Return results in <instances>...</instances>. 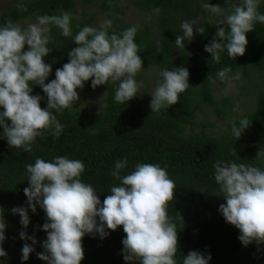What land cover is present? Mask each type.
I'll list each match as a JSON object with an SVG mask.
<instances>
[{"label": "trees", "instance_id": "obj_1", "mask_svg": "<svg viewBox=\"0 0 264 264\" xmlns=\"http://www.w3.org/2000/svg\"><path fill=\"white\" fill-rule=\"evenodd\" d=\"M84 1L97 6L106 20L111 21L109 35L135 26L109 14L117 0ZM127 1L136 11L153 17L149 24L136 26L134 42L139 46L138 55L143 61L136 81L140 83L151 71L157 74L159 81L161 71L186 67L190 87L180 94L176 104L156 113L150 108V95L138 93L126 104L116 102L115 90L119 81H109L95 88L102 98L93 108L71 107L60 113L51 110L63 131L56 137L51 129L45 130L36 138L32 151L27 153L10 148L0 126V211L4 221L15 230L5 228L2 247L7 256L0 257V264H47L37 255L44 251L42 245L47 239L43 230L46 213L39 206L33 213L28 208L23 190L29 187L26 165L34 164L36 158L51 162L57 156L83 162L85 170L80 178L94 187L101 203L111 194L112 186L121 184L111 175L118 160L128 162L121 176L134 171L137 163L158 164L166 169L176 185L174 199L169 202L167 210L178 233L176 264H183L184 257L191 251L205 257L210 255L208 264H264V244L254 241L243 245L239 240V229L227 223L220 213L219 206L226 201L217 196L219 185L215 181L214 167L217 161H221L251 164L264 170V159H256L258 151L264 148V24L257 21L254 30L246 33L248 43L243 56L232 60L225 50L220 53L219 62H215L205 49H197L190 43L210 44L216 36L217 22L230 14L232 6L241 0ZM204 3L219 5L224 15L214 14L216 23H212L209 19L213 13L203 7ZM76 6V0H14L9 9L0 13V27L8 20L19 24L42 15L71 14V36L63 37L58 27L49 25L47 47L50 52L44 62L51 65L52 71L46 83L55 79L56 70L69 62L68 53L76 47L73 37L78 31L84 26H101L94 20V14L85 10H82L81 17H76ZM156 8L160 9L159 13L154 11ZM257 10L264 14V0H260ZM197 14L200 15L197 28H205V32L196 31L195 41L185 40V48H178L175 39L183 36L180 25L194 21ZM223 26L227 29V25ZM24 50H29V46L25 45ZM226 67L231 68L229 77L240 74L244 89L253 96L247 112L233 111L235 106L228 97L216 95L217 87L224 83L217 73ZM92 79L84 83L83 91L92 89ZM32 88L31 94L40 95V106L46 108L47 96L42 88L39 85H32ZM80 90L77 89L78 94ZM245 117L251 121L250 127L237 139L231 131L232 122L239 126L240 119ZM16 207L28 208L30 223L27 228L22 226L21 217L12 212ZM178 213L182 220L177 219ZM106 231L109 234L103 239L99 234H85L81 264H139L123 258L122 240L126 238L123 227ZM21 232L34 237L36 243L22 240ZM25 243L34 248L26 261L22 259Z\"/></svg>", "mask_w": 264, "mask_h": 264}, {"label": "clouds", "instance_id": "obj_2", "mask_svg": "<svg viewBox=\"0 0 264 264\" xmlns=\"http://www.w3.org/2000/svg\"><path fill=\"white\" fill-rule=\"evenodd\" d=\"M259 2L241 0L227 15L219 5L203 4L211 13L224 15V19L217 22L216 36L205 45L212 60L219 62L220 53L225 50L232 60L245 54L246 33L254 30L255 22L264 24V14L257 10ZM154 11L159 13L160 9ZM71 19V14L65 12L60 16H37L36 22L26 28L11 20L0 27V109H3L0 126L10 148L31 152L36 138L49 129L59 137L63 126L51 110L60 113L71 108L79 100L77 89H82L90 78H93V89L109 81H119L115 101L120 104L136 97L142 87L135 79L143 64L138 55L139 46L134 42L137 27L109 35L110 20H105L100 28L84 26L79 30L73 37L76 47L68 53L69 62L56 70L55 79L46 83L52 71L51 65L44 62L50 52L47 47L49 25L58 27L63 37H69L72 35ZM194 24L195 21L182 22L183 36L175 39L178 48H185V40H193ZM223 25H227V29ZM196 31L203 34L205 28H196ZM25 45L29 50H24ZM229 72L231 68L226 67L218 71L217 77L231 87L232 81L241 76L238 73L229 77ZM160 76L162 79L157 81L150 101V108L156 113L176 104L180 94L190 87L186 67L163 70ZM32 85H39L46 94V108L40 106V95L31 94ZM250 124L246 117L240 119L239 126L233 121L232 134L239 139ZM256 159H264V148L258 151ZM127 163L126 159L116 162L111 175L121 184L112 186L111 194L102 203L94 187L80 178L85 170L82 161L57 156L51 162L36 158L34 164L26 165L29 187L23 191L28 208L35 213L39 206L47 217L43 225L47 239L42 245L44 251L37 254L39 259L47 264H81L85 234H99L103 239L109 234L106 229L115 231L122 226L126 233L122 240L125 261L176 264L178 233L176 224L167 214L176 185L166 169L152 163H137L134 171L121 176ZM214 167L215 181L219 185L217 196L226 201L219 206L225 221L239 229V240L243 245L254 241L264 244V170L251 164L221 161ZM28 208L12 209L21 217L24 228L30 223ZM177 219L182 220L179 213ZM5 228L0 211V257L7 256L2 247ZM20 238L36 243L35 238L25 232L20 233ZM33 251L34 248L25 243L22 259L28 260ZM210 259V255L205 257L191 251L184 257L183 264H208Z\"/></svg>", "mask_w": 264, "mask_h": 264}, {"label": "rangeland", "instance_id": "obj_3", "mask_svg": "<svg viewBox=\"0 0 264 264\" xmlns=\"http://www.w3.org/2000/svg\"><path fill=\"white\" fill-rule=\"evenodd\" d=\"M13 1L14 0H0V13L4 10L9 9L12 6ZM17 1L22 2L27 0H17ZM76 1H77V6L75 8L77 11L75 14L76 17H81L82 10H85V12L88 14L90 13L94 14V20L100 25H102L103 22L106 20L104 14L102 13V10L99 9L94 4L91 3L86 4L84 0H76ZM109 14L117 19L123 20L124 22L133 24L137 27H141L142 24H149L153 20L152 16L142 12H138L133 7L129 6L127 0H117L115 2V5L112 6V9L109 12ZM199 16L200 15L197 14L194 19L195 24L193 26L194 28L193 41H195L197 20ZM215 17L216 16L212 14L209 20L212 23H216L214 22L216 20ZM35 22L36 19H28L19 23V25L22 28H26L28 24ZM190 45L192 47H196L197 49L204 50L205 45H208V43L195 44L194 42H191ZM145 76H146L145 79L139 83L142 85V87L139 89L138 93L142 94L143 96H148V95L151 96V93L155 90V87L157 86V81H158V79L156 78L157 74L151 71ZM216 95L217 96L221 95L222 96L221 98L228 97L235 106V108L239 106L237 110L239 114H242L243 112H247L251 108V102L253 100V96H251L250 94L248 95V90L244 89V84L241 79L233 80L231 87L226 82H224L222 86L217 87ZM84 97H86V99ZM101 98L102 96L100 92L97 91L96 89L92 88L89 92H85L81 89L79 91V100L75 104H73L72 108L78 107L81 108L82 110L88 109L89 107L93 108L95 103L97 101H100ZM211 120L215 121V119H211ZM5 223H6V228L14 230V228H12V226L9 223H7L6 221Z\"/></svg>", "mask_w": 264, "mask_h": 264}]
</instances>
